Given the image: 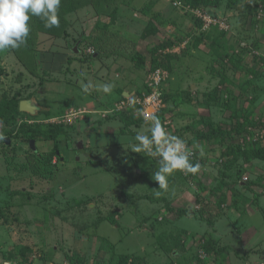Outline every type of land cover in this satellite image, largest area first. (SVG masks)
Here are the masks:
<instances>
[{"label": "rangeland", "instance_id": "obj_1", "mask_svg": "<svg viewBox=\"0 0 264 264\" xmlns=\"http://www.w3.org/2000/svg\"><path fill=\"white\" fill-rule=\"evenodd\" d=\"M116 2L120 17L134 24L120 47H110L108 60L98 54L96 41L103 35L95 33L90 7L65 15V36L43 32L33 42V60L20 47L0 52V99L18 93L39 107L17 121L59 125L67 132L58 138L56 170L47 180L21 169L29 161L30 141L12 138L4 149L7 129L0 123V264H17L15 254L23 247L31 250L27 264H70V257L116 264L124 256L144 264H264V189L252 183L264 185V162L239 157L226 177L220 164L227 146L264 143V3L246 0L233 10L225 4L208 10L186 9L176 0ZM156 14L162 16V24H154L158 32L142 39ZM177 39L183 43L161 49ZM155 64L169 66L172 74ZM157 70L166 73L162 124L190 144L192 158L202 165L194 181L174 173L159 197L152 179L159 158L131 151L137 133L150 135L157 107L143 108L142 115L134 108L142 121L136 127L126 128L117 118L125 103L148 93ZM104 83H112L116 94L99 90ZM84 84L91 85L87 93ZM239 114L250 116L255 128L223 138L220 132L231 131ZM202 124L216 137L193 140L192 129ZM52 147V141H34L41 156ZM83 200L89 202L72 206ZM168 206L187 213L178 217ZM113 216L115 223L106 220Z\"/></svg>", "mask_w": 264, "mask_h": 264}, {"label": "trees", "instance_id": "obj_2", "mask_svg": "<svg viewBox=\"0 0 264 264\" xmlns=\"http://www.w3.org/2000/svg\"><path fill=\"white\" fill-rule=\"evenodd\" d=\"M116 1V0H115ZM175 1V0H174ZM179 2L182 7L186 9H219L223 6V4L226 5V8L228 10L236 9L242 2L246 0H176ZM264 3V0H260ZM114 0H61V5L58 10V15L60 18V24L58 27H52L48 28L45 27L44 22L39 18L32 16L29 24H30V34L27 38V41L24 45L20 46V49H25L28 52V56L31 57V60L35 57L34 54V43L37 38H40V35L44 33H51L54 35H66L65 29L68 26V20L66 19V16L70 14L73 10L78 11L80 9H83L84 7H90L92 11L95 12V16L97 17V28L98 30H101V33L99 35H103L102 41H96L97 49L99 50V53L101 55L100 58H103L105 60H108L113 55L109 53V49L111 46L120 47L121 44L116 41V38H120V31H122L124 28H126L129 24V19H125V17H120L121 11H118L117 9V2L113 4ZM120 3V2H119ZM152 5H154V2H151L148 6L144 7V10H142V13L144 16H149L150 11L148 8H150ZM117 9V12H116ZM67 14V15H66ZM66 15V16H65ZM119 15V16H118ZM100 17H109L110 21L109 23H102L98 20ZM152 19L150 23L144 28L141 38L147 39L150 36L156 35L158 32L157 27L154 25L162 24V16L159 14H156L154 16H151ZM125 19L123 22L120 19ZM257 22V20L252 21ZM99 30V31H100ZM98 35V34H97ZM96 35V36H97ZM106 41V42H105ZM177 42H166V44L161 46V49L164 50V48H173L176 44L180 45L183 43V40L177 39ZM110 43V44H109ZM170 57V56H169ZM166 56V58H169ZM99 58V59H100ZM174 58V56H173ZM103 60V61H105ZM27 64L29 62H26ZM33 64V63H32ZM106 64V63H105ZM167 64H169L167 62ZM155 68L161 67L165 70H167L169 73L172 74L173 70L166 65L162 64H155ZM118 70H124L125 68H117ZM252 72V71H251ZM255 73L254 71L252 72ZM189 92V91H188ZM113 95L114 91H112ZM190 93V92H189ZM189 94H187L188 102H190L188 98ZM212 100L215 99V97L210 98ZM22 95L20 96L18 93L14 94L12 97L8 95H3L0 99V123L4 126H6L5 135L6 140L17 138V137H24L26 141L31 140H47L52 141L53 147L51 151L47 155H39L36 153V151L30 149V156H28V163L26 165L23 164L22 170H29L33 175L39 176L40 178L46 177V179H50L53 175V172L56 170L55 165L53 164V159L57 157V152H59V146H58V138L61 136H67V132L59 125H51L48 126V128L42 127L40 124H28L27 122H18L17 119L21 115L19 112V103L22 101ZM25 100V99H24ZM29 100V99H26ZM122 100V99H121ZM127 101V100H126ZM163 102L166 103V97H163ZM191 103V102H190ZM126 108L125 112H119L117 115V118L119 121L125 124V127H131V126H138L140 125L141 117L138 115H135V109L136 106L134 104L125 103L124 104ZM135 108V109H134ZM163 114L161 111H159V114L155 115L157 116L161 123L163 121ZM238 120L235 121V125L233 126L231 131L227 132H220V134L225 137H232L234 134L241 135L247 131L248 128L253 127L255 128V124L252 121L251 117L248 115H243L241 117V114H239ZM233 118V117H232ZM236 119V118H234ZM201 128H203V131H199ZM196 130V131H193ZM192 132H194L193 140L202 141L204 139H207L208 141L211 140L213 137H216V134L207 135V133L204 131L205 126L202 124L199 127L193 128ZM215 131V130H214ZM219 131V130H218ZM123 133V132H122ZM2 146L4 149L7 148V142L1 140ZM190 145V144H188ZM223 156V163L220 162L221 166H223V177L228 176V172L233 168L239 157L245 158L246 161H262L264 162V143L260 147H253V148H234L233 146H227L226 150L221 154ZM7 160V156L5 158V161ZM7 160V162H9ZM200 160H197L196 157L192 158V162L195 163ZM33 163H38L37 165H33ZM89 163H93L91 160H89ZM201 164V163H200ZM35 168V169H34ZM226 171V172H224ZM188 179L190 181H194L195 176L188 174ZM253 185H259L262 189H264V185H260L259 182L254 181L252 182ZM250 183V185H252ZM223 185L221 183L219 184L217 190L221 191L220 188H222ZM222 195V194H221ZM222 197V196H221ZM221 197H219L218 201V207L221 208V206L224 204V201L221 200ZM89 202V200H83V201H76V204H73L72 206L78 207L80 205H86ZM169 211L176 212L178 217H182L186 215V210L184 209H175L172 206H168ZM60 212H57V215H59ZM116 216V214H114ZM110 217L106 220H109L111 223H115V219ZM105 220V219H103ZM205 245V247H207ZM30 248L29 247H23L17 250L15 254V259L18 261L17 264H27L31 263L30 257ZM207 255L209 254L210 250L206 249ZM29 255V256H28ZM8 259H13V257H5ZM70 264H84V260L81 257H76L75 260L72 262V257ZM30 259V260H29ZM7 263H10L9 261H5ZM116 264H144V262L139 260L137 256L131 257V256H124Z\"/></svg>", "mask_w": 264, "mask_h": 264}, {"label": "clouds", "instance_id": "obj_3", "mask_svg": "<svg viewBox=\"0 0 264 264\" xmlns=\"http://www.w3.org/2000/svg\"><path fill=\"white\" fill-rule=\"evenodd\" d=\"M60 5L61 0H0V52L17 49L26 43L32 16L39 17L45 27H58ZM90 87L84 84L82 91L87 93ZM97 87L105 94H110L114 89L112 83ZM151 121L150 135L137 133V143L131 146V151L159 158V169L152 174V179L158 184L155 195L159 197L169 190V177L174 173L179 171L195 176L202 165L199 161L192 162L193 152L184 139L170 134L157 116L153 115Z\"/></svg>", "mask_w": 264, "mask_h": 264}, {"label": "built area", "instance_id": "obj_4", "mask_svg": "<svg viewBox=\"0 0 264 264\" xmlns=\"http://www.w3.org/2000/svg\"><path fill=\"white\" fill-rule=\"evenodd\" d=\"M89 53L93 54V50H89ZM153 74L154 75L151 77L150 83L149 84L147 83L148 93L146 95L140 96L142 100H135L133 98L132 101L129 102V105L134 104L136 106V109L138 112L140 111V114L141 113L143 114V108L147 109L148 107H150V105L155 108L157 107V110L153 114H151V117L153 115H156L160 111V107L163 101L160 87L162 85V82L165 81L164 74L166 73L163 71L157 70ZM149 79H150V76H148V82H149Z\"/></svg>", "mask_w": 264, "mask_h": 264}, {"label": "water", "instance_id": "obj_5", "mask_svg": "<svg viewBox=\"0 0 264 264\" xmlns=\"http://www.w3.org/2000/svg\"><path fill=\"white\" fill-rule=\"evenodd\" d=\"M39 111V107L36 105V103L32 100V99H29V100H22L20 103H19V112L20 113H25V114H28L30 116H33L35 115V113ZM7 144H10V140L7 141ZM81 145V144H79ZM30 148L34 149V141L31 140L30 141ZM79 148V147H78Z\"/></svg>", "mask_w": 264, "mask_h": 264}, {"label": "crops", "instance_id": "obj_6", "mask_svg": "<svg viewBox=\"0 0 264 264\" xmlns=\"http://www.w3.org/2000/svg\"><path fill=\"white\" fill-rule=\"evenodd\" d=\"M125 19H127V18H125ZM125 19H120L122 22H123V20H125ZM129 22V24L128 25H133L134 24V21H133V19H131L130 21H128ZM127 28V27H126ZM126 28H124L122 31H120V35H121V37L120 38H118L117 40V42L119 43L120 42V44H121V42H123V41H125L126 39H127V31H126ZM100 30V29H99ZM95 31V33L96 34H98V32H100L101 33V30L100 31ZM126 33V34H125ZM41 110L43 111V109L41 108ZM125 136V138H127V136L126 135H124ZM81 148V147H80ZM31 150H34V149H31Z\"/></svg>", "mask_w": 264, "mask_h": 264}]
</instances>
